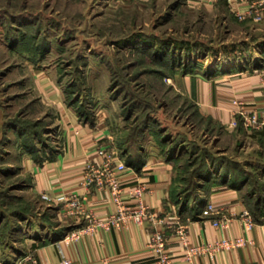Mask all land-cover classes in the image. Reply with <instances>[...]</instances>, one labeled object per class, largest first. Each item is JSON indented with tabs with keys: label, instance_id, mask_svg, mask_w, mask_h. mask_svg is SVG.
I'll return each mask as SVG.
<instances>
[{
	"label": "rangeland",
	"instance_id": "374dc122",
	"mask_svg": "<svg viewBox=\"0 0 264 264\" xmlns=\"http://www.w3.org/2000/svg\"><path fill=\"white\" fill-rule=\"evenodd\" d=\"M261 21L238 22L225 5L195 0H0V248L10 263L75 228L31 194L20 166L22 155L42 162L61 151L57 112L35 86L38 71L80 119L93 122L100 110L117 137L132 139L147 122L141 142L175 154L169 198L180 207L216 185L205 184L211 164L252 173L251 181L261 174L257 130L227 131L170 81L264 63Z\"/></svg>",
	"mask_w": 264,
	"mask_h": 264
},
{
	"label": "crops",
	"instance_id": "0c3cea01",
	"mask_svg": "<svg viewBox=\"0 0 264 264\" xmlns=\"http://www.w3.org/2000/svg\"><path fill=\"white\" fill-rule=\"evenodd\" d=\"M198 2L207 6L225 5L222 0ZM261 22L259 27H264V19ZM170 81L173 90L187 96L204 118L219 123L227 131L231 130L230 123L238 119L233 115L236 108L232 103L234 100L240 101L248 114H261L264 111V63L261 62L251 68L235 65L226 71L214 70L208 76L201 72L184 73L173 76ZM35 86L57 112L62 138L61 151L53 160L35 162L26 155L21 156L20 166L27 173L31 194L39 199V194L43 192L50 197L76 193L85 198L95 218H105L114 211V205L106 202V193H97L82 184L85 163L91 161L99 164L101 159L95 149L98 144L105 143L112 149L115 159L125 165L121 174L124 187L144 184L146 191L140 199L150 206L153 214L150 222H127L109 231L98 229L86 232L87 221H72L71 227L75 228L44 243L32 245L36 264H59L63 260H68L69 264H104L101 262L103 258L107 260L106 264H152L153 257L147 244L155 228L164 232L171 264H264V216L260 218L261 222L253 221V226L247 231L240 218L246 212L253 220L244 202H259V199L256 200L257 193L249 191L248 182L232 188L228 186V175L226 183H212L205 193L206 203L221 208L229 216L227 228L213 226L206 217L181 219L168 200L172 161L154 148H147L146 142H141L143 137L137 146L126 137H117V133L104 123L106 117L100 110L93 122L80 119L73 108L63 102L57 86L49 82L44 72L36 73ZM237 130L244 131V128L240 126ZM251 136L264 139V128L253 131ZM137 155L142 156V161L131 165L128 160H133ZM170 157L174 160L175 154ZM257 169L262 173L260 184H264V163L259 164ZM123 194V198L131 202L133 197L128 194V189ZM54 212L60 215V212ZM211 218L219 220L221 215ZM238 236H243L249 242L244 247L222 250L213 255L188 254L189 249L197 245ZM0 254L4 257H0V263L12 264L1 248Z\"/></svg>",
	"mask_w": 264,
	"mask_h": 264
},
{
	"label": "built area",
	"instance_id": "2783aa9c",
	"mask_svg": "<svg viewBox=\"0 0 264 264\" xmlns=\"http://www.w3.org/2000/svg\"><path fill=\"white\" fill-rule=\"evenodd\" d=\"M197 1L212 3L217 0ZM222 1L232 17L238 22L264 19V0ZM232 103L236 106L233 115L235 117L237 116L239 121L238 119L233 120L230 123L231 128L236 127L239 122L247 132L264 128V111L261 114L256 112L248 114L244 111L240 101L234 100ZM95 151L101 161L99 164L91 161L85 163L82 184L83 187L87 189L92 188L97 193H106V202L114 205V211L112 213L102 219L95 218L85 198L76 193H70L68 195L60 194L50 197L46 192H43L39 194L41 202L48 204L57 212H60L61 217L70 218L73 223L79 220L87 221V225L84 228L86 232L98 229L109 231L127 222L135 224H142L144 221L150 222L153 216L151 208L140 199L142 193L146 191L144 184L138 183L133 187H124L121 180V174L125 170L124 163L115 159L112 149L105 143L98 144ZM126 189H128V194H131L133 197L131 202H127L123 198V192ZM214 215H221V218L219 220H213L211 217ZM201 217H206L213 226L222 228H227L230 222L229 216L221 208H216L211 203L205 204L201 212ZM240 218L244 230L247 231L253 226V220L246 212ZM248 242V239L243 236L224 238L213 243L192 247L189 249L188 254L189 256L200 253L213 255L222 250L229 251L244 247ZM165 246L166 238L163 230L155 228L149 236L147 244L148 251L153 257L152 264H171V259ZM101 262L106 264L107 260L103 258ZM12 264H36V259L33 254H27L15 259ZM59 264H69V261L63 260Z\"/></svg>",
	"mask_w": 264,
	"mask_h": 264
},
{
	"label": "trees",
	"instance_id": "16d2710c",
	"mask_svg": "<svg viewBox=\"0 0 264 264\" xmlns=\"http://www.w3.org/2000/svg\"><path fill=\"white\" fill-rule=\"evenodd\" d=\"M185 73V72H184ZM70 106V105H69ZM129 113V112H128ZM128 113H126V115H124V117L127 119L129 116H128ZM142 127L139 129V132L136 134V136L134 138H128L129 140H131L132 144H135L136 146L138 145L137 142L142 138L143 134L147 131V129L149 130L150 127L148 126L147 122L145 123H142ZM240 122L238 123V127H240ZM162 154H164L165 156V153L163 152ZM167 160H170V161H173V159L171 157H166ZM48 160H53V158L51 159H48ZM131 165H135L136 163H140L142 161V156H139L137 155L136 157L133 158V160L131 159L128 160ZM211 175H210V179L208 180H205V184H210L212 182H217L216 184H219V183H226L227 182V179L226 177L228 175H230V184H228V186L230 187H236V186H239L241 185L242 183H244L245 181L249 183V187H250V190L249 191H255L257 193V199H259V202H248V201H245L244 204H245V207L247 208L248 212L251 214L252 218H253V221L254 222H261L260 218L262 216H264V184H260V176L262 175L261 174H257V171L255 172L256 173V179H254L255 181H251L253 180V174L251 175L250 173H245V171L243 172H237L235 173L233 171V169H228L226 168V166L224 164H211ZM216 168L215 170H213V168ZM218 170V171H216ZM258 170V169H257ZM235 171H236V168H235ZM216 172L217 174H220L222 173L221 177L219 176L218 177V181H215L217 178L216 177ZM219 172V173H218ZM261 172V171H260ZM218 176V175H217ZM211 186V184L209 185ZM209 186L207 189H205V193L206 191H208L209 189ZM170 189H169V193H168V200L169 202L170 201ZM190 199L184 201L182 203V205L179 207L178 206V203L175 202V209H176V212H177V215L181 218V219H185V215L184 213L186 211H189V205L188 204H191L193 205V211H189L192 212L188 218L191 219V220H197L201 217V212H202V209L203 207L205 206V203H206V200H205V197L204 196H199L198 198H194L191 202H189ZM178 206V207H176Z\"/></svg>",
	"mask_w": 264,
	"mask_h": 264
}]
</instances>
